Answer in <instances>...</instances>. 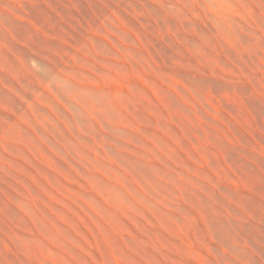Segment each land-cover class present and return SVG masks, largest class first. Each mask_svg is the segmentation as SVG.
<instances>
[{"label":"rangeland","instance_id":"374dc122","mask_svg":"<svg viewBox=\"0 0 264 264\" xmlns=\"http://www.w3.org/2000/svg\"><path fill=\"white\" fill-rule=\"evenodd\" d=\"M0 264H264V0H0Z\"/></svg>","mask_w":264,"mask_h":264}]
</instances>
